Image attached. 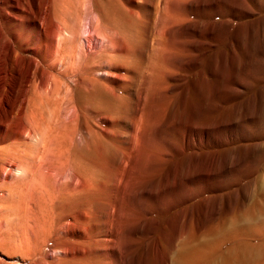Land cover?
I'll return each instance as SVG.
<instances>
[{
	"label": "bare ground",
	"instance_id": "obj_1",
	"mask_svg": "<svg viewBox=\"0 0 264 264\" xmlns=\"http://www.w3.org/2000/svg\"><path fill=\"white\" fill-rule=\"evenodd\" d=\"M246 13L225 0H0V264H264V206L206 198L236 163L213 148L242 92L222 86L223 56L207 63L226 35L204 19Z\"/></svg>",
	"mask_w": 264,
	"mask_h": 264
},
{
	"label": "rangeland",
	"instance_id": "obj_2",
	"mask_svg": "<svg viewBox=\"0 0 264 264\" xmlns=\"http://www.w3.org/2000/svg\"><path fill=\"white\" fill-rule=\"evenodd\" d=\"M225 1H232L236 7L247 10L246 17L237 19L224 16L217 17L212 22L204 20L207 24L219 22V27L226 35L224 42L219 43L218 47L208 49L207 63L223 56L221 58L224 63L222 86L224 89L233 88L242 92L236 100L228 103L229 105H222L224 107L237 105L227 114L222 110L221 119L223 123L237 121L238 125L231 132L223 133L221 145L213 148L220 153L222 162L225 159L234 158L236 163L230 168L222 166L220 171L209 177L211 185L219 184L225 189L219 193H209L206 198L217 201L221 212H227L231 205L254 214L256 210L264 206V0L260 2L257 0ZM2 30H4L5 39L10 38L9 30L6 28ZM84 31L82 38L87 37ZM226 55L230 58L236 56L234 80H238L242 84L241 87L234 86L235 81L228 80V76L232 75L233 71L228 69L226 62L228 57L224 60ZM192 77L194 78L190 76ZM208 78L211 79V77ZM254 110L256 111L253 112ZM252 132L254 135L251 134ZM209 151L212 150L209 149ZM8 204L10 205L9 202Z\"/></svg>",
	"mask_w": 264,
	"mask_h": 264
}]
</instances>
